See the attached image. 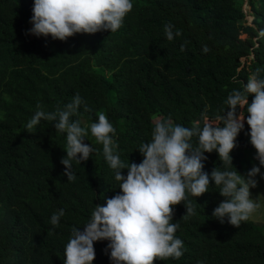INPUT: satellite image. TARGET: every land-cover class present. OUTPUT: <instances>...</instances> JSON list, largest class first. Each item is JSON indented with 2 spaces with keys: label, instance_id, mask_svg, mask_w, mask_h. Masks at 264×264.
Wrapping results in <instances>:
<instances>
[{
  "label": "trees",
  "instance_id": "trees-1",
  "mask_svg": "<svg viewBox=\"0 0 264 264\" xmlns=\"http://www.w3.org/2000/svg\"><path fill=\"white\" fill-rule=\"evenodd\" d=\"M243 1L132 0L118 31L61 42L26 34L34 0H0V264H64L71 229L83 227L94 206L119 191L102 145L90 132L85 143L96 151L87 161H73L77 179L67 182L60 163L66 133L57 132L54 121L42 120L31 132L26 128L37 105L45 112L63 109L78 93L83 104L71 119L86 126L103 112L116 129L121 160L139 164L138 149L150 142L154 118L202 125L221 114L228 94L242 87L239 82L264 69V38L259 47L254 44L257 29H264V0L245 1L251 24L245 23ZM166 24L181 35L169 41ZM248 131L245 123L230 153L240 174L259 167ZM205 155L204 171L210 174L220 162L215 152ZM257 176L252 196L264 189ZM218 193L210 183L209 192L190 196L197 214L187 220L183 204L175 206L172 223L179 225L175 236L183 242V255L154 264H264V223L249 218L234 228L225 218L221 224L212 217L223 199ZM60 209L65 214L54 227L51 216ZM107 244H94L93 264H111Z\"/></svg>",
  "mask_w": 264,
  "mask_h": 264
},
{
  "label": "clouds",
  "instance_id": "clouds-1",
  "mask_svg": "<svg viewBox=\"0 0 264 264\" xmlns=\"http://www.w3.org/2000/svg\"><path fill=\"white\" fill-rule=\"evenodd\" d=\"M244 2V1H243ZM133 9L132 0H34L31 28L35 37L51 36L61 42L76 34L93 35L98 32H116ZM164 33L169 41L181 35L173 33V25L166 24ZM264 38V29H257L254 40ZM184 45H181V51ZM202 51L207 53L205 45ZM257 67L242 87L233 89L225 100L226 108L214 118L193 122L191 127L174 124L170 118L157 119L150 142L139 146L142 161L125 163L117 152L114 140L116 129L107 116L100 112L96 122L81 126L71 118L78 113L83 100L77 93L63 109L45 112L40 105L26 124L31 132L42 120L55 122L54 129L66 133V156L60 163L67 182L77 179L73 161H87L96 149L85 143L89 132L96 144L102 145V154L119 182L117 194L103 205L94 206L90 219L83 227H73L64 250V264H93L94 244L108 241L105 253L111 264H154L183 255V242L175 236L178 223H172L174 208L183 204L182 219L196 215L197 203L189 197H200L209 192L210 183L219 188L222 202L214 208L212 217L239 228L260 207L251 189L257 187L255 177L264 168V78ZM236 81V77H233ZM253 99L249 104L248 97ZM237 109L241 111L238 113ZM227 110V111H225ZM245 114L247 118L245 119ZM248 126L249 143L255 150L259 167L253 166L241 175L232 165L230 153L237 146L236 139ZM215 152L220 166L211 173L204 171L207 156ZM127 171V175L122 174ZM264 179V175H261ZM60 209L51 216L50 223L58 226L64 216ZM83 229V230H81Z\"/></svg>",
  "mask_w": 264,
  "mask_h": 264
},
{
  "label": "rangeland",
  "instance_id": "rangeland-1",
  "mask_svg": "<svg viewBox=\"0 0 264 264\" xmlns=\"http://www.w3.org/2000/svg\"><path fill=\"white\" fill-rule=\"evenodd\" d=\"M246 0H244L243 4H242V9H243V12H245V15H244V18H245V23L246 24H251V19H252V16L251 14H249L248 12V6L245 2ZM244 35H241V37H243ZM241 61L243 62L244 61V58H241ZM158 118H154L153 120H157ZM254 164L251 166L253 167ZM245 171V169H244ZM242 172L241 175H244L247 173V171L245 172ZM261 173L258 174L257 176V179L260 180L261 179ZM253 198L256 199L259 204H260V207L257 209L256 212H254L252 214V216L250 217L252 220L254 221H257V222H260V223H264V189H261L257 192H255V195H253Z\"/></svg>",
  "mask_w": 264,
  "mask_h": 264
}]
</instances>
